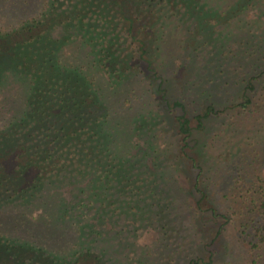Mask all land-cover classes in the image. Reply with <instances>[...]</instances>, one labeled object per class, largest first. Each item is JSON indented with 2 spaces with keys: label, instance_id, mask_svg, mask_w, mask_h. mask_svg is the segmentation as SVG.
Returning a JSON list of instances; mask_svg holds the SVG:
<instances>
[{
  "label": "trees",
  "instance_id": "1",
  "mask_svg": "<svg viewBox=\"0 0 264 264\" xmlns=\"http://www.w3.org/2000/svg\"><path fill=\"white\" fill-rule=\"evenodd\" d=\"M261 1L42 0L29 19L0 26V82H8L1 69L8 60L19 68L18 74L25 71L29 77L24 110L7 120L0 118V264L159 262L161 252L145 247L139 251L138 241L149 226L163 229L166 235L180 232L184 218L173 191L182 180L180 168L188 173V196L197 200L198 226L218 225L211 243L226 232L229 215L220 212L211 188L216 186L212 181L223 183L237 171L230 165L235 156L229 157L227 166H207L210 154L217 152L216 135L211 144L201 135L212 118L234 108L242 114L255 104L264 71L245 78L240 93L229 94L224 103L203 91L207 98L202 109L192 113L184 93H170V81L156 59L178 51L179 32L190 31L184 22L208 24L225 15L242 19L252 3ZM138 22L145 27L152 24V30L161 34L159 57L158 53L154 57L143 37L138 39L145 29L137 28ZM236 23L245 32L253 27L245 20ZM169 25L175 28L172 38L167 35ZM59 26L65 33L57 38L53 30ZM195 32L199 34L200 28ZM226 41L228 37L222 39L221 52ZM248 41V48L254 45L256 53L264 51L263 42ZM170 42L174 51L165 50ZM71 43L85 50L89 63L72 65L61 57ZM14 56L22 61L14 62ZM92 70H101L106 77L100 79ZM142 74L147 81L144 93L150 92V99L137 107L145 94L126 83ZM222 82L227 94L231 83ZM232 126L241 127L236 122ZM162 133H171V144L178 147L172 159L159 149ZM238 172L236 179L251 193L242 226L250 250L261 256L264 178L245 180L243 168ZM63 188H70L71 194ZM189 225H183L181 232ZM211 243L188 254L185 264L204 263L207 254L203 256L201 250L205 249L209 264H217L219 251L209 250Z\"/></svg>",
  "mask_w": 264,
  "mask_h": 264
},
{
  "label": "rangeland",
  "instance_id": "2",
  "mask_svg": "<svg viewBox=\"0 0 264 264\" xmlns=\"http://www.w3.org/2000/svg\"><path fill=\"white\" fill-rule=\"evenodd\" d=\"M41 1L0 0V26H16L21 20L29 19L39 11L38 7ZM210 1L218 3V0ZM224 17L218 20L216 16L214 21H209L208 24H197L195 20L184 22L185 27H190V33L179 32L182 42L178 45V51H175L171 57L167 54L159 57L157 49L160 43L157 39L161 34L152 30V24L145 27V25H141L138 22L136 25L139 29L141 27L142 30L145 28L143 35L142 31L137 36L138 39L141 40L143 37L147 41L149 49L151 52H154V57L158 53L159 58L155 59L158 60V65L162 67L159 69L160 72L170 81V93H179L181 95L184 93L192 113L201 111L202 105L207 98L205 94H201L203 91L212 94V96H209L211 99L224 103L228 97H231L229 94L240 93L244 86L243 81L245 78L253 75V73L264 71V51H257L259 53H256V48L253 49L254 45H251L249 48L246 46V41L249 43L248 40L264 43V1H261V4L252 3L242 15V19L232 18L231 20L229 19L230 16L227 15ZM240 20L253 24L252 29L249 28L250 32H245L246 29L244 28L242 31L236 23ZM167 28L169 30L167 35L170 38V33L175 28L170 25ZM196 28H200L199 34L195 32ZM237 29H240L242 32L238 34ZM53 33L57 38H60L63 37L65 31L63 27L59 26L53 30ZM226 37H228V41H226V44H223V51L225 52H221L222 39ZM187 38L188 41H186ZM173 45L174 42H170L165 50L169 51L173 47L174 51ZM192 51L194 53L193 57H191L193 55ZM60 55L67 63L72 65L75 62H81L82 64L89 63L85 50L78 44L71 43L67 45ZM14 57V62L20 63L22 61L20 58ZM182 65L184 66L182 67ZM1 69L4 71L2 75L8 79V82H0V118L7 120L12 115L24 110L29 89V77L27 76L26 78L27 73L25 71H19V75L17 73V69L19 68L9 60ZM96 73H99L100 79H102V76L106 77L101 70H92V75ZM226 80L231 83L227 94L223 92V85L225 83L222 82ZM146 83L147 81L143 74L136 75L133 81L126 83V87L130 89L134 88L138 92L144 93L147 87ZM263 86L264 79L261 81L257 95H255V104L249 107L245 113L238 114V109L234 108L229 110L226 115L212 118L207 123L208 130L206 134L201 135L203 141L208 139L210 144L215 141L217 145L215 149L213 148L217 151L216 155L210 154L211 158L207 166L210 163L214 165V168L227 166L229 157L232 159L235 156L230 161V165H232L233 169H237V171L230 173L228 180L223 183H220L219 180L217 183H213L212 181V184L216 186L211 188L214 198L219 205L220 212L229 215L230 222L226 226V232L217 237L214 243H211L214 237H216L218 225L214 226V224L210 223L207 229L198 226L197 217H194V203L197 200L188 196V173L186 175L183 173V169L180 168V174L182 173L181 175L186 177V180L179 174V180L180 178L182 180L179 181V186L175 185L173 191L175 190L177 194L175 202L179 205V213L184 218V220H181L182 227H184L183 225H190L183 232H181L183 229L181 227L179 233H176L177 230H171L168 235L161 228L157 229L149 226L145 229L138 241V250L142 251V248L145 247L147 251H156V254L157 252H161L158 257L160 261L158 262L157 260L154 264H181L183 261V264H185L186 256L190 253H195L201 244L204 247L206 243L212 244L209 250L219 251L216 258L217 264H255V260L258 262L256 264H264V253L261 256H257L256 252L250 250L248 242L250 238L247 236L244 226H242V223L244 224L248 217L247 206L249 201L247 197L251 193L247 191L245 184L241 181V183L238 182L236 179L240 175L238 169L242 168L244 173L241 177L245 180L246 178L257 180L258 175L264 178ZM147 92L144 93L145 95L141 99H139L140 95L137 94L139 96L137 99L140 100L136 102L137 107L150 99V92ZM233 122L240 124L241 127L236 129L232 126ZM219 133L220 135H217ZM215 135L216 139L213 140ZM172 140L171 133L168 135L162 133L160 139H158L159 149L167 152V159L175 157L176 149L178 148L174 144H171ZM139 141L140 139L137 138L136 133V143ZM141 144L140 147L144 148L146 143H144V140H141ZM138 150L137 147L136 152ZM152 164L150 162V165ZM222 168L224 169V167ZM63 191L71 194L70 188H63ZM205 250H201V253H204L203 256L207 254L204 263L201 264H209V251ZM162 254L164 257L161 256Z\"/></svg>",
  "mask_w": 264,
  "mask_h": 264
}]
</instances>
